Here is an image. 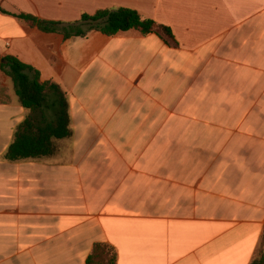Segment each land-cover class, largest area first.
Returning <instances> with one entry per match:
<instances>
[{"label":"crops","instance_id":"obj_1","mask_svg":"<svg viewBox=\"0 0 264 264\" xmlns=\"http://www.w3.org/2000/svg\"><path fill=\"white\" fill-rule=\"evenodd\" d=\"M0 59L67 95L72 136L7 152L28 118L0 71V264H253L264 252V0H0ZM130 9L157 31L66 39ZM169 28L172 37L159 27Z\"/></svg>","mask_w":264,"mask_h":264},{"label":"trees","instance_id":"obj_2","mask_svg":"<svg viewBox=\"0 0 264 264\" xmlns=\"http://www.w3.org/2000/svg\"><path fill=\"white\" fill-rule=\"evenodd\" d=\"M0 11L5 13L1 8ZM19 18L42 32L61 33L66 39L84 37L92 31L109 37L132 30L143 35L157 31L154 21L143 19L139 13L130 9L99 11L93 16L83 15L80 22L67 27H62V23H50L30 15H21ZM159 29L164 35L172 37L169 28L161 26ZM0 71L12 80L22 107L30 113L18 127L6 159L17 162L50 156L54 151V141L72 136L66 93L55 83L43 82L36 69L15 57L0 59ZM106 251L110 252L107 246L97 245L87 264H116V256L113 254L108 260L103 259L107 255ZM253 264H264V252Z\"/></svg>","mask_w":264,"mask_h":264},{"label":"rangeland","instance_id":"obj_3","mask_svg":"<svg viewBox=\"0 0 264 264\" xmlns=\"http://www.w3.org/2000/svg\"><path fill=\"white\" fill-rule=\"evenodd\" d=\"M106 256L103 258V259H106V260H108L110 257H112V252L110 251V252H108V251H106ZM100 261L102 260V259H99ZM104 264V263H103Z\"/></svg>","mask_w":264,"mask_h":264}]
</instances>
